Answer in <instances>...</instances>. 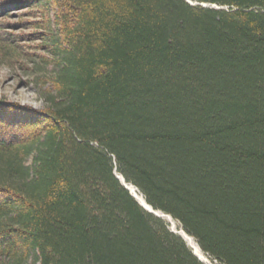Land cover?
Instances as JSON below:
<instances>
[{
	"label": "trees",
	"instance_id": "1",
	"mask_svg": "<svg viewBox=\"0 0 264 264\" xmlns=\"http://www.w3.org/2000/svg\"><path fill=\"white\" fill-rule=\"evenodd\" d=\"M192 1L0 4V59L38 42L53 72L44 109L0 101V264H207L117 175L215 264H264V0Z\"/></svg>",
	"mask_w": 264,
	"mask_h": 264
},
{
	"label": "rangeland",
	"instance_id": "2",
	"mask_svg": "<svg viewBox=\"0 0 264 264\" xmlns=\"http://www.w3.org/2000/svg\"><path fill=\"white\" fill-rule=\"evenodd\" d=\"M17 0H0V4L7 3L12 4ZM194 4L192 0H187ZM17 5V4H12ZM37 12V10H35ZM39 17L35 18L40 20L41 14H37ZM30 16H28L26 9L18 10L17 7L9 6L8 14L5 18H3V23H12L18 24L22 21H29ZM19 28H8L6 29L8 33L18 34H29L32 30L25 28V26L18 25ZM22 27V28H21ZM24 27V28H23ZM16 50L20 51L19 60L17 62H6L0 59V101L8 102V103H16L21 106L31 107L37 110H42L45 107V100L42 98L43 92L46 89L52 91V84L50 78L53 75L52 67H44L42 64H38L40 62L34 63L33 59H40L39 56H44L45 54L48 56L47 52L39 49L38 42H24V41H16L14 44ZM45 55V56H46ZM15 121V120H14ZM121 178L120 175H117ZM126 184V183H125ZM127 186L131 189V193L133 195H140L135 188L131 184H127ZM136 199L140 202V200ZM169 222V228L178 233L180 235H184V231L180 228L179 223L174 221L171 217H166ZM193 238V237H192ZM189 247L194 251V249L190 246V243L187 239H185ZM195 241V239L193 238ZM197 244V242L195 241ZM195 252V251H194ZM203 259L201 260L207 264H215L209 256H207L203 251Z\"/></svg>",
	"mask_w": 264,
	"mask_h": 264
},
{
	"label": "bare ground",
	"instance_id": "3",
	"mask_svg": "<svg viewBox=\"0 0 264 264\" xmlns=\"http://www.w3.org/2000/svg\"><path fill=\"white\" fill-rule=\"evenodd\" d=\"M135 195L137 196V198L140 200V202H141L143 205H145L146 207L148 206L147 203L143 200L142 197H140V196H139L138 194H136V193H135ZM184 237H185V239L188 240V242L190 243V246H192V248L194 249L195 253H196L199 257H201V258L203 259L204 256H203L202 250L200 249V247L198 246V244H196L195 241H194L191 237L187 236L186 234H184Z\"/></svg>",
	"mask_w": 264,
	"mask_h": 264
},
{
	"label": "water",
	"instance_id": "4",
	"mask_svg": "<svg viewBox=\"0 0 264 264\" xmlns=\"http://www.w3.org/2000/svg\"><path fill=\"white\" fill-rule=\"evenodd\" d=\"M119 178V177H118ZM121 179V178H120ZM124 181V179H122ZM126 188L130 189L126 184H125ZM135 196V195H134ZM136 197V196H135ZM141 205L146 209L148 210L149 212L151 213H154L155 215L159 216V217H162V215H160L158 212H155L149 205L146 207L145 205H143L141 203ZM200 258V257H199Z\"/></svg>",
	"mask_w": 264,
	"mask_h": 264
}]
</instances>
